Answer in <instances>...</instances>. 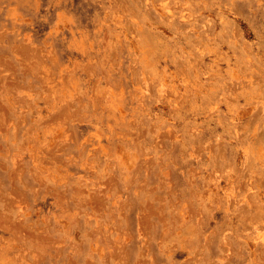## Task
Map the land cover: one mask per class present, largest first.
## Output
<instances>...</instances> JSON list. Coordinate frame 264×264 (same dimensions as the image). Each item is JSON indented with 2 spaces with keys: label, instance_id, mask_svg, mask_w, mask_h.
I'll use <instances>...</instances> for the list:
<instances>
[{
  "label": "rangeland",
  "instance_id": "374dc122",
  "mask_svg": "<svg viewBox=\"0 0 264 264\" xmlns=\"http://www.w3.org/2000/svg\"><path fill=\"white\" fill-rule=\"evenodd\" d=\"M0 264H264V0H0Z\"/></svg>",
  "mask_w": 264,
  "mask_h": 264
}]
</instances>
